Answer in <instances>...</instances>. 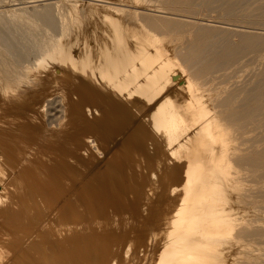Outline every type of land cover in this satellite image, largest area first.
Returning a JSON list of instances; mask_svg holds the SVG:
<instances>
[{"label":"bare ground","instance_id":"6f19581e","mask_svg":"<svg viewBox=\"0 0 264 264\" xmlns=\"http://www.w3.org/2000/svg\"><path fill=\"white\" fill-rule=\"evenodd\" d=\"M0 264H264V0H0Z\"/></svg>","mask_w":264,"mask_h":264}]
</instances>
